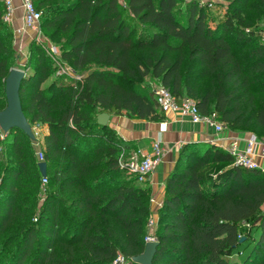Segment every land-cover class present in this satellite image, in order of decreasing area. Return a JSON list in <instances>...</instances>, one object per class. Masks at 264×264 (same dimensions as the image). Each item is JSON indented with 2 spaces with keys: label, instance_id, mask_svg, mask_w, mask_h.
Returning <instances> with one entry per match:
<instances>
[{
  "label": "trees",
  "instance_id": "1",
  "mask_svg": "<svg viewBox=\"0 0 264 264\" xmlns=\"http://www.w3.org/2000/svg\"><path fill=\"white\" fill-rule=\"evenodd\" d=\"M224 1L225 14L216 20L210 2L199 0H34L40 27L60 45L61 57L80 78L62 73L40 87L52 61L39 44H32L20 88L23 112L47 123L46 153L61 157L53 161L56 192H76L68 204L61 203L77 217L86 214L71 230L84 252L102 264H140L117 257L143 251L152 192L120 166L121 148L129 156L130 147L108 124H98L96 115L160 120L163 113L142 81L145 76L158 79L176 96L191 97L202 114L215 112L225 128L264 139V42L245 13L249 4L253 11L261 9L264 18V0ZM5 10L0 0L4 97V79L14 67V32ZM5 105L0 103V109ZM24 135L11 128L4 138L19 148ZM19 175L18 166L8 174L12 179ZM3 191L0 227L14 216V186L6 184ZM263 204L262 168L237 162L230 149L214 143L182 142L157 210L152 264H264ZM108 218L124 230L120 248L101 230L100 219L106 223ZM246 225L249 238L241 240ZM35 235L32 228L24 231L9 264H24ZM57 264L74 263L59 259Z\"/></svg>",
  "mask_w": 264,
  "mask_h": 264
},
{
  "label": "rangeland",
  "instance_id": "2",
  "mask_svg": "<svg viewBox=\"0 0 264 264\" xmlns=\"http://www.w3.org/2000/svg\"><path fill=\"white\" fill-rule=\"evenodd\" d=\"M201 2H210V12L214 19H219L224 16L226 11V1L224 0H199ZM259 10V11H258ZM246 18L253 19L251 28L253 33L258 36L259 41L264 42V18L262 17L261 9L256 11L251 10L249 4L245 7ZM8 22V21H7ZM214 22V20H211ZM247 30V29H245ZM12 37V49L14 58L12 66L25 70L30 66V57L32 55V44H39L44 49L45 53L51 58L52 68L49 69L48 77L40 84V87H46L47 84L62 73L68 74L74 80H78V72L75 71L70 63L61 57L60 45L51 42L44 29L41 28L39 37L31 35L28 41L21 46V38ZM195 68L190 71L194 74ZM77 73V74H76ZM142 81L152 87L153 78L150 75L145 76ZM206 79H203L205 84ZM27 87V86H26ZM30 86L26 88L28 92ZM63 98L56 101V107L53 113L58 112L57 105L63 102ZM0 103L5 105V97L3 86L0 83ZM1 110V109H0ZM26 117L31 125L35 138L24 135L19 141V148L13 147L7 139L5 133L2 132L0 138V210L4 203L2 193L5 185L12 184L15 192L13 193L12 208L14 216L0 227V264H9L11 259H14L13 254L22 238L24 231L32 228L36 235L28 255L25 258L24 264H57L59 259L70 260L74 264H102L99 261L91 258L90 255L84 252V247L75 237L71 227L77 219L86 217L82 214L80 217L75 216L72 207H64L61 202L68 204L76 192H56L58 179L54 177L53 166L56 160L61 157H49L46 153L44 135L48 132V125L43 121H32L30 115L25 112ZM1 130V128H0ZM18 148V149H17ZM40 151L43 154L41 158ZM20 160L24 163L21 166ZM44 161L47 164L45 176L47 181H43L42 174L39 171L38 164ZM20 168V175L17 179H12L8 176L12 172V167ZM126 175L131 176L129 173ZM138 184V183H137ZM140 184V183H139ZM5 190V189H4ZM11 194V192H10ZM151 196L154 197V195ZM150 213L147 216V221L150 216H157L153 233L158 227V215L156 209H151L152 201L149 200ZM52 209L49 210V208ZM264 210V204L261 207ZM147 221L145 223V233L143 240L148 233ZM100 226L103 233L108 234L119 248L124 239V230L116 222L108 218L106 223L100 219ZM105 224L108 225V231H105ZM246 225L242 231V240L249 238L246 233ZM91 230V229H90ZM253 234H255L252 231ZM41 240L40 242H38ZM47 241L46 248L44 242ZM46 243V242H45ZM122 261H130L133 256H125L122 253L118 254ZM240 259L241 256H234Z\"/></svg>",
  "mask_w": 264,
  "mask_h": 264
},
{
  "label": "crops",
  "instance_id": "3",
  "mask_svg": "<svg viewBox=\"0 0 264 264\" xmlns=\"http://www.w3.org/2000/svg\"><path fill=\"white\" fill-rule=\"evenodd\" d=\"M4 1V0H3ZM13 12L8 23L11 25L15 41L21 38V46L30 39L33 32L24 27V9L21 0H12ZM166 122V129L162 132L163 156L153 171L148 175L143 184L150 185L154 201L151 209L160 207L165 190V178L172 169L178 149L182 142L188 140L207 141L228 148L229 143L236 142L238 150L245 146L249 131L231 130L224 127L220 132H215L213 126L203 122H192L188 116L167 112L160 120L139 119L123 115H111L108 125L116 130L117 134L130 147L131 152L139 154L151 151V143L157 135L159 122ZM260 167L264 170V158L257 157Z\"/></svg>",
  "mask_w": 264,
  "mask_h": 264
},
{
  "label": "built area",
  "instance_id": "4",
  "mask_svg": "<svg viewBox=\"0 0 264 264\" xmlns=\"http://www.w3.org/2000/svg\"><path fill=\"white\" fill-rule=\"evenodd\" d=\"M24 9V27L30 29L33 35L39 37L41 32L40 18L41 12L34 4V0H21ZM6 10L4 19L6 21L11 19L13 12L12 0H4ZM78 79L80 78L77 75ZM151 89L154 92V96L159 105L160 111L165 114L167 112L178 113L180 115L188 116L192 122H203L213 126L215 132H220L224 129V124L220 122L215 112L210 114H202L195 101L186 95L176 96L171 90L163 85L158 79L153 78ZM166 129V122H159V128L157 129V135L153 138L151 143V151L148 153L139 154L137 152H130L127 156V149L122 147L119 155L118 162L121 167H125L129 172L133 173L137 180L141 183L147 181L148 175L153 171L154 167L161 160L164 150L162 147V132ZM0 130V135H2ZM5 133V132H4ZM228 149L232 153L236 154V161L243 165L250 167H260L257 157L264 158V139L258 135L250 132L246 139L245 146L242 150H238L236 142L229 143ZM41 158L43 154L40 151ZM43 181H47L45 175L42 176ZM152 202L154 198L151 196ZM157 216H150L147 221L148 233L146 234L144 241H154L156 237L153 233ZM117 260L122 261V258L118 255Z\"/></svg>",
  "mask_w": 264,
  "mask_h": 264
},
{
  "label": "water",
  "instance_id": "5",
  "mask_svg": "<svg viewBox=\"0 0 264 264\" xmlns=\"http://www.w3.org/2000/svg\"><path fill=\"white\" fill-rule=\"evenodd\" d=\"M24 77V70L18 67H11L4 79L6 105L0 110V128L3 132H7L11 128H17L31 139H34L35 134L23 112L20 98V88ZM109 117L110 114L108 112H100L96 115V121L100 125H106ZM38 168L40 173L45 175L47 169L46 162L41 161L38 164ZM157 244V240L145 242L143 251L134 255L132 260L140 264H152Z\"/></svg>",
  "mask_w": 264,
  "mask_h": 264
}]
</instances>
